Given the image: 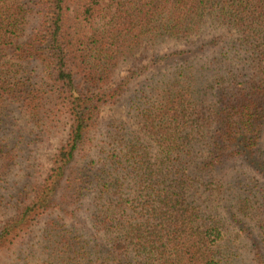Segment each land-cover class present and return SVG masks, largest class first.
<instances>
[{
  "label": "trees",
  "instance_id": "16d2710c",
  "mask_svg": "<svg viewBox=\"0 0 264 264\" xmlns=\"http://www.w3.org/2000/svg\"><path fill=\"white\" fill-rule=\"evenodd\" d=\"M0 264H264V0H0Z\"/></svg>",
  "mask_w": 264,
  "mask_h": 264
},
{
  "label": "rangeland",
  "instance_id": "374dc122",
  "mask_svg": "<svg viewBox=\"0 0 264 264\" xmlns=\"http://www.w3.org/2000/svg\"><path fill=\"white\" fill-rule=\"evenodd\" d=\"M222 33H224V30H222V29H219L216 27H209L204 32V34L196 40V44L188 47L190 54L186 57L187 60L193 59V58L198 57L202 54V52L200 50L198 51V45L200 43H202L204 41H208L211 38H213L214 36H217V35L219 36ZM168 47H170V45L167 46L166 48H164L163 51H165ZM177 47L180 48L181 46H177ZM197 60H199V59H197ZM148 61H149V58H147L146 53H142V54L136 56L135 58L124 62L122 64V66L120 67V69L117 71L116 76L114 77V82H117L120 78H122L127 73L128 70H130L134 66L147 64ZM178 63H181V61L180 62H175V61L172 62L171 61L165 65L156 67L155 69L154 68L150 69V71L148 73H146L143 76L138 77L134 81L132 86H130L129 91L127 92V95L134 92L140 85H142L144 82H146L153 75L160 73V72L162 73L163 71L169 69L170 67L172 68L174 65H176ZM111 120H115V121L122 123L123 125L126 126V128H128V130L133 132L135 135L136 134L141 135L140 130L137 128V126L134 124L133 120L129 117V115L127 113L126 100H121L120 102H118L115 105L107 106L106 108H104V110L102 111V113L100 115L101 124L105 125L106 123H108ZM64 140H65V135L59 139H54L51 142L52 148L41 151V154L43 155V161L44 162L49 163V160L51 159V157L53 155V150L59 144H61Z\"/></svg>",
  "mask_w": 264,
  "mask_h": 264
}]
</instances>
